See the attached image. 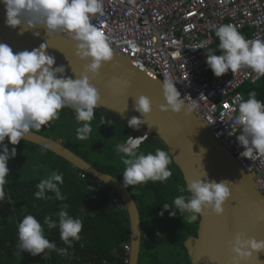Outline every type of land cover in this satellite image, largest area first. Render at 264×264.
<instances>
[{
    "label": "clouds",
    "instance_id": "clouds-1",
    "mask_svg": "<svg viewBox=\"0 0 264 264\" xmlns=\"http://www.w3.org/2000/svg\"><path fill=\"white\" fill-rule=\"evenodd\" d=\"M0 3L5 6L6 26L14 29L19 27L21 34L30 29L43 28L49 37L67 32L76 42V54L89 61L85 65V72L73 79L64 75L63 66L53 67L55 58L47 53L46 43H41L31 51L17 53L9 45L0 43V199L5 201L4 186L8 183L6 178L10 172L8 161L16 156V148L9 151L5 139L13 146L18 145L33 129L39 130L58 119L60 110L65 107L73 110L76 121L81 125L76 129L77 138L88 139L100 95L90 83L87 73L98 74L102 64L113 59V50L105 32L99 25L92 23L93 17L104 14L103 0H0ZM33 34L39 36L40 32L34 31ZM215 36L219 40L220 54L212 49L205 51V54L206 64L216 77L229 70L235 73L242 67L251 68L256 74L264 76V39L246 38L231 23L216 27ZM190 48L205 49V42ZM162 94L165 103L160 106L161 110L172 113L184 110L186 100L181 99V93L170 76H165L163 80ZM134 110L142 116L148 115L152 111L150 99L144 95L136 98ZM190 112L191 106L188 105L185 115ZM228 115L240 126V133L236 136L244 149L240 156L249 159L254 153L264 155V101L258 100L255 92H250L247 100H240L237 114ZM103 123L105 117L102 116ZM143 123L138 117L127 121L128 127L135 130L133 133L139 129L145 132L140 128ZM124 142L116 145V151L122 154L125 187L149 180L164 182L172 175L168 168L171 158L167 151L157 148L154 153L145 154L139 151L141 139L131 135ZM59 184H63L62 174L51 173L36 185V198L47 199L46 192H53L56 199H65ZM228 184V181L193 180L186 189H180L188 195H179L172 204H163L161 215L163 211L174 209L170 215L175 216V210H178L183 220L189 223L204 215L206 209L220 216L224 212L223 205L231 195ZM67 207L63 205L58 212V227L61 240L70 244L72 240L80 239L82 222L70 216ZM44 224L49 228L57 227V222L47 216ZM18 248L32 256L44 253L46 249L60 254L64 251L45 238L42 224L30 214L25 215L18 224ZM262 250L264 241L258 242L255 238L237 233L231 247L233 264H241V261L252 256L253 251Z\"/></svg>",
    "mask_w": 264,
    "mask_h": 264
},
{
    "label": "trees",
    "instance_id": "trees-1",
    "mask_svg": "<svg viewBox=\"0 0 264 264\" xmlns=\"http://www.w3.org/2000/svg\"><path fill=\"white\" fill-rule=\"evenodd\" d=\"M256 85L259 87L255 88ZM250 92H255L256 98L264 101V79L255 85L243 86V100L248 99ZM102 116L105 117L103 124ZM79 126L73 110L65 107L60 110L58 119L32 132L61 142L64 148L97 171L123 184L124 165L116 145L124 142L135 130L128 127L127 122L118 115L100 108L95 109V117L91 122L92 132L88 139L77 138L76 129ZM4 143L9 151L16 148V156L8 161L10 172L6 178L8 183L4 186L5 201L0 199V211L12 208H22L24 211L8 218L0 212V264H23L21 259L25 252L18 248V224L29 214L42 224L45 238L54 243L57 249L67 250L68 255L62 258L57 251L49 250L47 256L30 257L28 264H99L103 259L111 264H125L122 245L129 244L128 218L124 210L114 205L107 191L98 190L95 179L37 145L21 140L13 146L7 138ZM157 148L167 151L157 140L145 142L139 151L154 153ZM41 167H46L50 173L62 174L63 184L58 186L65 199H56L53 192H46L47 199L36 198V185L42 179L24 176ZM168 168L172 175L167 181L149 180L126 187L142 222L138 264H190L184 242L189 237H196L199 217L189 223L183 220L178 210H175V216L170 215L174 209L163 211L161 215L163 204H172L175 197L188 195L186 191H180L187 187L172 160ZM63 205L68 206L66 211L70 216L82 222L80 239L72 240L70 244L61 240L58 227V212ZM46 216L57 222V227L49 228L44 224Z\"/></svg>",
    "mask_w": 264,
    "mask_h": 264
},
{
    "label": "water",
    "instance_id": "water-1",
    "mask_svg": "<svg viewBox=\"0 0 264 264\" xmlns=\"http://www.w3.org/2000/svg\"><path fill=\"white\" fill-rule=\"evenodd\" d=\"M4 21L5 6L0 3V43L9 45L14 53L31 51L46 43L47 53L55 58L53 67L63 66L65 76L76 79L85 72L89 61L76 54V42L60 34L49 37L43 28L30 29L21 34L19 27L6 26ZM34 31H39L40 35H34ZM115 54L110 62L102 64L98 74L87 73L90 83L100 95L97 108L110 111L126 122L132 117L143 120L140 128L167 150L186 187L199 179L229 182L231 195L223 205V214L217 216L206 209L205 214L199 216L196 237L187 238L184 248L190 264H233L231 247L237 233L255 238L258 242L264 241V195L258 191L251 174L245 172L230 154L231 157L227 156L221 149L222 145L221 148L214 147L209 139V130H203L201 119L192 109L190 114L185 115L186 103L180 113L161 110L160 106L165 101L160 80L143 75L130 63V66L125 63L127 58ZM141 95L151 101L152 111L146 116L134 110L135 99ZM22 140L62 158L73 168L95 179L98 190L104 189L117 197L128 218L130 250L126 264H138L140 216L127 188L112 176L97 171L57 140L33 132ZM241 264H264V250L253 251L252 256Z\"/></svg>",
    "mask_w": 264,
    "mask_h": 264
},
{
    "label": "built area",
    "instance_id": "built-area-1",
    "mask_svg": "<svg viewBox=\"0 0 264 264\" xmlns=\"http://www.w3.org/2000/svg\"><path fill=\"white\" fill-rule=\"evenodd\" d=\"M103 12L93 17L92 23L105 32L113 52L162 84L165 76H170L181 99L185 98L238 165L253 175L264 195V155L254 153L249 159L240 156L244 150L236 139L240 126L228 115L237 114L243 100L241 88L258 84L264 76L242 67L216 77L206 64L205 54L210 49L220 54L215 28L221 24H234L246 38L264 39V0H103ZM60 35L74 41L67 32ZM200 42H205V49L190 48ZM131 136L141 139L140 146L149 139L140 129ZM108 194L114 205L124 210L117 197ZM122 250L126 264L130 245H122ZM67 255L65 250L61 257ZM22 256L32 255L25 252ZM99 264L111 263L103 259Z\"/></svg>",
    "mask_w": 264,
    "mask_h": 264
},
{
    "label": "rangeland",
    "instance_id": "rangeland-1",
    "mask_svg": "<svg viewBox=\"0 0 264 264\" xmlns=\"http://www.w3.org/2000/svg\"><path fill=\"white\" fill-rule=\"evenodd\" d=\"M259 85H256L255 88H258ZM50 171L46 167H41L34 173L29 174L28 176L24 177H33V178H41V179H46L50 175ZM24 210L22 208H12L9 210H1L0 212L3 213V217L8 218L10 215H14L15 213H22ZM37 256V255H36ZM30 257H22L24 258L25 262L28 263L30 260Z\"/></svg>",
    "mask_w": 264,
    "mask_h": 264
},
{
    "label": "bare ground",
    "instance_id": "bare-ground-1",
    "mask_svg": "<svg viewBox=\"0 0 264 264\" xmlns=\"http://www.w3.org/2000/svg\"><path fill=\"white\" fill-rule=\"evenodd\" d=\"M114 54H115V52H113ZM115 55H117V53L115 54ZM117 56H119V55H117ZM119 57H122L123 58V56H119ZM125 63L127 64V65H129L130 66V61L129 60H125ZM143 75H145L146 73L144 72V73H142ZM146 76L148 77V75L146 74ZM160 84V83H159ZM162 84V83H161ZM160 84V85H161ZM194 112V111H193ZM195 114V113H194ZM196 116H197V114H195ZM198 117V116H197ZM199 118V117H198ZM200 119V118H199ZM200 121V123H201V125H202V127H203V130L204 129H207V127H206V124L202 121V120H199ZM208 130V129H207ZM210 132V131H209ZM209 139H210V141L213 143V145H214V147H218V148H221L223 145H222V143H220V141L219 140H216L214 137H213V134H209ZM222 145V146H221ZM224 147V146H223ZM221 148L225 153H226V155L227 156H229V157H231L229 154V152L227 151V149L224 147V148ZM228 152V153H227ZM250 177H251V179H253V175L251 174L250 175ZM254 181V180H253ZM258 189V191H260L259 190V188H257Z\"/></svg>",
    "mask_w": 264,
    "mask_h": 264
},
{
    "label": "crops",
    "instance_id": "crops-1",
    "mask_svg": "<svg viewBox=\"0 0 264 264\" xmlns=\"http://www.w3.org/2000/svg\"><path fill=\"white\" fill-rule=\"evenodd\" d=\"M22 213H23V212H22ZM48 253H49V250L46 249V250L44 251V253H41V254L37 255V257H38V256H47ZM21 262H22L23 264H26L24 258L21 259Z\"/></svg>",
    "mask_w": 264,
    "mask_h": 264
},
{
    "label": "flooded vegetation",
    "instance_id": "flooded-vegetation-1",
    "mask_svg": "<svg viewBox=\"0 0 264 264\" xmlns=\"http://www.w3.org/2000/svg\"><path fill=\"white\" fill-rule=\"evenodd\" d=\"M140 225H141V234H142V222H141V219H140Z\"/></svg>",
    "mask_w": 264,
    "mask_h": 264
}]
</instances>
